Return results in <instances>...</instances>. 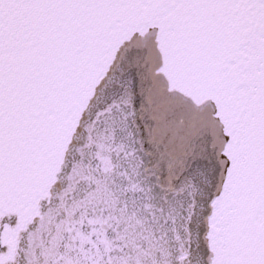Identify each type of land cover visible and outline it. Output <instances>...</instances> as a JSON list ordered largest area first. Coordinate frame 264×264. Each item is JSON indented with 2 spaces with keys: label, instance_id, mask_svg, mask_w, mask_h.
I'll list each match as a JSON object with an SVG mask.
<instances>
[{
  "label": "snow or ice",
  "instance_id": "1",
  "mask_svg": "<svg viewBox=\"0 0 264 264\" xmlns=\"http://www.w3.org/2000/svg\"><path fill=\"white\" fill-rule=\"evenodd\" d=\"M0 264H264V0H0Z\"/></svg>",
  "mask_w": 264,
  "mask_h": 264
}]
</instances>
